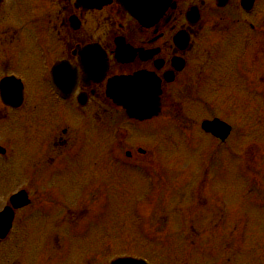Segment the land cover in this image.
Segmentation results:
<instances>
[{
	"label": "rangeland",
	"instance_id": "obj_1",
	"mask_svg": "<svg viewBox=\"0 0 264 264\" xmlns=\"http://www.w3.org/2000/svg\"><path fill=\"white\" fill-rule=\"evenodd\" d=\"M238 32L233 29L223 37L224 41H237V48L223 47V40L212 37L217 48L204 79L194 91L181 94L184 114L177 116L184 117L181 123L173 120L176 113L169 110L167 120L135 125L128 136L129 144L158 149L157 158L151 159L160 180H147L124 165L113 166L108 157L112 153H105L107 141L101 137L78 136L70 153H54V168L43 187L47 189L32 186L39 196L64 200L65 206L83 216H76L69 226L57 225L59 220L54 224L51 217L37 230L36 224H26L34 232L26 245L34 246L39 240L36 264H105L115 255L143 257L148 264H264V178L259 180L264 176V89L251 79L255 75L261 85L264 71L256 70L253 53L260 50L264 54V45L254 46L249 31L239 41ZM239 74L242 84L235 87L231 80ZM38 97L28 94L30 102L12 115L0 133L3 140H18L17 119L31 116L32 102ZM215 116L229 121L234 132L224 145L213 148L210 139L194 131L199 132L196 122ZM50 120L55 126H75L79 117L60 107ZM187 130L192 134L181 138ZM17 142L20 166L13 167V155L11 170L0 173L16 184L32 180L30 161L35 149L33 142ZM43 154L49 153L41 157ZM240 168H244L247 182L241 178ZM16 184L11 181L9 189L2 187L0 195ZM51 231L59 235L53 246L63 249H55L49 262L41 261L51 251L42 247L43 237L38 235Z\"/></svg>",
	"mask_w": 264,
	"mask_h": 264
},
{
	"label": "flooded vegetation",
	"instance_id": "obj_2",
	"mask_svg": "<svg viewBox=\"0 0 264 264\" xmlns=\"http://www.w3.org/2000/svg\"><path fill=\"white\" fill-rule=\"evenodd\" d=\"M128 2L130 12L121 0L0 2V90L2 78L19 79L23 98L17 108L3 104L0 99V133L8 123V115L22 112L30 102L29 93L39 95L38 101L32 102L31 116L17 119L20 138L5 141L0 136V147L5 148L4 154L0 153L1 174L11 170L13 154L9 147L14 150L17 141L26 145L33 142V153H38L35 154L36 165L30 166L31 182L19 180L16 184L13 179L0 175V192L4 186L9 189L11 181L16 184L12 191L0 195V264H36L39 240L34 246L26 245L34 237L26 224H36L37 230L39 224H46L51 217L52 223L59 220L61 224L57 225L69 226L76 216V219L83 216L65 206L64 200L39 196L32 186L35 183L43 188L47 184L54 168V153H70L79 138L101 137V141H107L105 153H112L113 166L118 167L122 161L152 165L153 155L148 148L141 143L129 144L127 138L135 125L156 122L160 118L167 120L169 110L176 113V117L171 116L173 120L181 123L184 117H177L182 110L181 94L194 91L204 79L212 52L217 48L212 37L224 41L229 31L238 29L235 35L239 36V41L245 40L243 35L249 31L254 36L251 39L254 46L264 45V0H254L253 4L243 0ZM223 41L218 44L237 48L238 42L234 39ZM253 54L256 70L264 71V54L260 50ZM20 66L22 68L17 69ZM248 67H243V71L250 72ZM137 74L144 79L132 81L129 91L139 96L152 85L150 87L160 93L158 115L141 121L129 118L123 107L106 94L108 81ZM51 78L62 94L55 91ZM251 79L257 87L255 75ZM231 81L234 86L242 84L241 74ZM259 82L258 88L263 90L264 77ZM13 88L7 86L4 90L20 92ZM175 94L178 97H174ZM60 107L79 117V122L75 126H55L50 119ZM81 135L83 137L77 138ZM42 153L49 154L41 157ZM17 154L14 153V168L21 162ZM19 189H25L29 198H12ZM60 205L61 210L56 208ZM51 232L38 235L47 241L41 240L42 247L51 251L43 254L41 261L49 262L55 249H63L53 246L59 235Z\"/></svg>",
	"mask_w": 264,
	"mask_h": 264
},
{
	"label": "water",
	"instance_id": "obj_3",
	"mask_svg": "<svg viewBox=\"0 0 264 264\" xmlns=\"http://www.w3.org/2000/svg\"><path fill=\"white\" fill-rule=\"evenodd\" d=\"M132 79H134V81L143 80L144 77L141 75H136L131 79L130 78L124 80L116 79V82H113L112 85H110L108 94L114 98L116 97L123 105V107L126 109L127 114L131 117L147 118L156 114L158 109L157 96L159 92L156 89L151 88L152 85H150L151 87L148 86L145 88V90L148 91H143L142 93H140L139 96H137L138 94L136 92H131L128 90ZM145 81H147V78H145ZM143 85L144 84H142V86ZM132 97H134V100ZM202 126L207 131H211L215 136L220 137L221 139H224L228 134L229 127L216 120L212 122H204ZM111 264H146V263L140 260L123 258V259H117L113 261Z\"/></svg>",
	"mask_w": 264,
	"mask_h": 264
}]
</instances>
